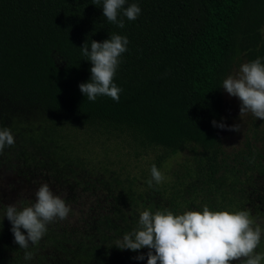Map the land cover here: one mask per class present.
Masks as SVG:
<instances>
[{
	"label": "trees",
	"instance_id": "16d2710c",
	"mask_svg": "<svg viewBox=\"0 0 264 264\" xmlns=\"http://www.w3.org/2000/svg\"><path fill=\"white\" fill-rule=\"evenodd\" d=\"M131 4L141 12L130 21L121 10L120 28L103 16V0H0V128L15 139L0 153V166L21 152L55 155L78 168L82 190L102 191L76 221H69L65 199L68 217L46 226L28 249L30 260L4 217L0 264H147V248L115 246L138 226L141 211H219L254 173L264 179V140L227 153L212 125L220 124L222 85L235 60L264 64V0H126L124 8ZM113 34L128 40L113 78L119 102L89 101L79 90L92 66L81 46ZM22 111L42 115L43 124L20 126ZM70 126L81 132L74 146ZM150 150L156 156L149 170H137ZM184 151L173 179L149 187L151 166ZM4 211L0 202V217Z\"/></svg>",
	"mask_w": 264,
	"mask_h": 264
},
{
	"label": "clouds",
	"instance_id": "9594fccd",
	"mask_svg": "<svg viewBox=\"0 0 264 264\" xmlns=\"http://www.w3.org/2000/svg\"><path fill=\"white\" fill-rule=\"evenodd\" d=\"M100 3V0H94ZM126 0H103L102 13L107 21L123 28V16L135 20L141 12L137 4L124 8ZM127 37L113 34L103 42L91 40L89 46L84 43L81 53L90 61V79L79 84L80 92L89 101L98 96H107L119 102L122 91L113 78L120 63L121 54L127 51ZM222 88L229 96L240 101V114L251 112L256 118L264 120V64L259 58L240 66L239 75L228 76ZM214 127L239 131V124L226 126L212 121ZM15 143L11 130L0 128V153L6 146ZM151 179L147 181L152 187L153 181L160 184L165 176L155 164L150 168ZM70 207L60 196L54 195L47 183L41 184L35 193V201L27 206L16 204L5 206L0 222L6 217L11 223L10 231L14 242L24 249V259H32L30 245L37 244L47 231V225L56 219L68 217ZM23 229L26 232L21 231ZM262 229L255 225L247 210L230 212L213 211L207 205L202 211L187 210L183 214H173L168 209L150 208L139 213L138 226L125 233L116 241V247L124 250L138 251L147 248V264H261L264 252H257L260 245ZM137 260L145 259L138 255Z\"/></svg>",
	"mask_w": 264,
	"mask_h": 264
},
{
	"label": "rangeland",
	"instance_id": "374dc122",
	"mask_svg": "<svg viewBox=\"0 0 264 264\" xmlns=\"http://www.w3.org/2000/svg\"><path fill=\"white\" fill-rule=\"evenodd\" d=\"M244 63L245 61L242 58L236 59L225 79L230 75L233 77L238 76L240 66ZM42 117V115L33 111H22L15 119L20 126L27 129L32 126L31 123L37 124L40 122V124H43ZM220 123L229 127L239 124V131H231L227 127L224 129L219 128V138L227 153L241 148L246 140L251 141L257 147H260L261 141L264 140V120L256 118L251 112L240 114L239 99L229 96L223 88ZM65 130L69 135V143L72 146L76 145L81 132H78L72 126L65 127ZM156 152L163 154L162 150ZM31 155L32 157L21 152L20 157L13 160L11 166L6 168L0 166V202L5 206L9 204L18 206L22 200L33 203L35 193L40 185L47 183L54 195L70 202L73 216L69 218V221H76L83 217V213L93 204L91 198H96L102 191L90 193L82 190L84 186L78 168L72 164L66 165L55 155H47L42 152H32ZM187 155L188 153L184 151L164 159L161 167L158 168L165 176L163 182H170L173 179L172 171L187 158ZM155 156L150 150L146 155L138 157L140 159L136 161L137 170L141 165L145 171H148L150 162L154 161ZM128 163H130V166L132 165L131 160ZM137 170L135 169V171ZM84 179L89 178L85 177ZM91 180L92 178L89 179V181ZM231 196L233 197L231 201L221 202L222 210L230 212L247 210L255 225L260 226L262 229L261 242L256 251L264 252V179L254 173L251 180L242 184L241 190H237ZM235 262L233 261L232 264H235ZM261 264H264V261Z\"/></svg>",
	"mask_w": 264,
	"mask_h": 264
}]
</instances>
